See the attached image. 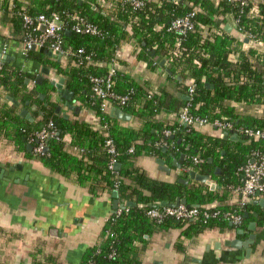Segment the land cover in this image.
Masks as SVG:
<instances>
[{"label": "trees", "instance_id": "trees-1", "mask_svg": "<svg viewBox=\"0 0 264 264\" xmlns=\"http://www.w3.org/2000/svg\"><path fill=\"white\" fill-rule=\"evenodd\" d=\"M144 3L140 9H134L126 0H0V12L22 40L25 13L32 16L56 13L66 22L64 48L71 55L59 63L50 60L44 63H49L65 79L74 98L95 115L92 121L82 120L80 115L65 119L56 112L58 104L49 99L57 92L51 83L35 84L31 89L25 82L29 74L2 64L0 102L10 96L23 105L36 104L41 114L33 112L35 120L30 122L14 105H4L0 109V141L23 153L31 145L28 158L91 194L111 196L117 191L122 203H135L121 215L113 213L108 217L98 243L84 251L80 264H145L154 237L172 229L181 231L180 241L174 247L184 253L187 244L183 237L191 240L214 228L225 232L247 231L251 222L261 225L259 217L254 218L252 213L256 210L259 214L261 210L245 203L250 213L245 217L244 206L241 203L230 206L228 199L239 195L234 190L244 183L241 169L257 158L255 154L264 158V140L248 138L242 133L244 129L264 131V0H249L243 7L228 0H144ZM191 12L196 13L192 30L185 36L170 30L174 19ZM237 18L243 27L241 35L227 30V25ZM80 20L97 26L101 35L67 34ZM248 35H255L263 45L250 40L245 50ZM130 43L134 51L138 48L141 60L156 68L159 62L154 61L155 57L165 60L172 72L169 78L177 81L180 77L189 82L188 86L179 88L181 95L176 97L165 89H147L131 75L118 71L114 92L130 99L124 106H114L130 114L137 121L134 126L111 117L110 110L102 112L101 101L93 95L90 82L91 76L107 75L108 66L119 50ZM80 49L85 53L82 56L76 54ZM26 52L29 59L44 57L32 49ZM85 56L90 60H84ZM190 86L195 87L191 97ZM41 94L47 95V99L41 100ZM186 95L188 100L184 99ZM187 105L191 114L209 117L212 122L226 119L233 124L229 132L236 133L241 140L231 142L181 125L179 115ZM170 113L176 114L174 124L164 118ZM43 129L55 130L57 138L47 140L46 152L37 154L35 149L40 142L36 133ZM166 131H171L175 138L167 137ZM107 141H112L116 148L119 169H109L112 157ZM165 147L176 157L185 155L186 176L192 170L209 175L215 188L200 182L185 185L177 179L156 180L138 166L143 156H167ZM194 158L203 163L195 164ZM217 168L221 169L219 174ZM177 199H185L189 207L221 213L236 210L243 218L242 223L231 225L223 217L206 221L167 218L159 222L148 216L150 210L161 208L162 202L175 204ZM260 216H264V210ZM39 254L38 250L31 255V264H62L52 254L44 259H39ZM175 264L193 263L186 255Z\"/></svg>", "mask_w": 264, "mask_h": 264}, {"label": "crops", "instance_id": "crops-1", "mask_svg": "<svg viewBox=\"0 0 264 264\" xmlns=\"http://www.w3.org/2000/svg\"><path fill=\"white\" fill-rule=\"evenodd\" d=\"M12 27V24L0 12V55L12 58L11 61L3 64H6L8 69H17L22 73L29 74L30 77L26 79L29 80V83L26 84L31 89L35 87V84L40 85L36 83L38 76L44 78L41 84L47 81L50 83L51 79H64L51 65H48L49 63L46 64L44 61L49 62L50 60V62L59 63L65 59L61 57L59 61L57 58H51L37 50L35 51L44 54V57L40 60L29 59L24 40ZM227 27L231 28L229 32L233 31L234 23L228 24ZM249 42L244 43L245 50L249 48ZM139 55L138 48L134 51L132 43L125 44L117 54V70L123 74L131 75L139 85L147 89L161 88L180 97L179 88L182 85L188 86L189 82H184L180 77H177V81L169 78L172 72L168 69L165 60V66L162 67L160 63L163 60L155 57L154 61L159 60V67L156 68L149 61L141 60ZM42 68L49 69V75L43 73ZM64 88L67 89L66 81ZM41 95V100L47 99V95H43V99ZM9 97L7 96L5 101L0 102V109L10 103L17 107L20 113L22 109H27L35 120L33 112H40L36 104L27 102L23 105L19 99L10 97L19 103L16 105L9 100ZM49 99L62 107V112L69 116L68 119H74L78 115L82 120L92 121L95 119L93 112L85 110L83 103L75 98V105L80 108L78 113L65 107L64 102L58 100L57 92L51 94ZM184 99L188 100L187 95L184 96ZM34 107H36L35 110ZM113 108H110V115ZM111 117L117 119L115 116L111 115ZM164 118L168 119L171 124L176 123L177 120L174 113L167 114ZM122 122L129 126L137 124L132 116L129 122ZM181 125L183 124L181 123ZM198 130L215 138H224L225 131L220 129H212L207 126ZM227 140L235 142L230 138ZM239 140L241 139L237 141ZM30 146L27 145V149L23 153L0 141V169L9 174L8 180L0 179V262L31 264V255L39 250V259H44L52 254L62 264H80L82 254L88 247L98 243L106 220L113 214V194L111 196L91 194L87 189L81 188L60 174L45 169L39 161L27 157V154L32 151L29 149ZM169 154L175 156L170 151L165 157L143 156L138 160V166L156 180L172 181L178 180L180 177L188 178L185 175L184 167L182 170H178ZM180 157H176V159ZM158 159L164 160L165 167L171 169L169 174L159 169ZM16 166L20 169L10 171L12 167ZM260 200H264L263 194L260 197L255 195L249 199L239 194L228 199V204L230 206L240 205V203L241 206H244L245 203L251 204L262 211L264 205H261ZM253 201L259 203L254 204ZM119 203L124 204L120 200ZM257 212L256 210L252 211L253 214ZM260 212L261 225L256 222L255 231L248 229L244 231V234H239L238 230L225 232L214 228L205 230L191 240L183 237L182 240L187 244L184 250L185 254L182 251L177 252L174 247L175 243L180 241V230L172 229L169 232L160 233L153 239L151 248L145 257V264L156 262L175 264L186 255L191 258L193 264H264V216L261 217ZM248 234L256 235L251 245L244 246L242 249L233 246V241L246 242Z\"/></svg>", "mask_w": 264, "mask_h": 264}, {"label": "built area", "instance_id": "built-area-1", "mask_svg": "<svg viewBox=\"0 0 264 264\" xmlns=\"http://www.w3.org/2000/svg\"><path fill=\"white\" fill-rule=\"evenodd\" d=\"M134 9H140L144 6V0H126ZM232 4L245 6L249 3V0H228ZM196 13L191 12L188 15L176 18L171 22L170 30L176 32L181 36H185L190 30L193 29L194 23L193 18ZM240 18L235 19L234 32L236 35H241L243 27L239 26ZM22 26L24 30V44L26 50H31L33 47L38 46L53 51L55 54L62 58H68L71 52L64 48L63 31L66 27V22L63 21L60 16L56 13L51 15L38 14V15H22ZM71 32H75L78 35H101L100 29L83 20L75 23L71 29ZM248 40L258 42L255 35H248ZM259 45H263L258 42ZM78 56L84 55V50L80 49L76 53ZM117 58V57H116ZM113 59L109 65L108 74L105 76H91L90 82L92 85V93L101 101V111L108 112L114 105L124 106L128 103L130 97L119 96L114 92V83L117 77V59ZM84 60L89 61L90 57L85 56ZM2 62L0 60V70L2 69ZM195 91L194 86L189 87V97L193 96ZM190 105H187L179 115L181 123L188 128L201 129L207 126H214L222 131H230L233 129V124L228 122L226 119L217 120L212 122L209 117H201L190 113ZM53 124L50 123V126ZM242 133L248 138H260L264 140V131L244 129ZM165 135L169 137L172 135L171 131H166ZM36 137L40 142V145L35 149L37 154L45 153V142L52 138H57L55 130L47 131L45 129L36 133ZM106 146L108 153L112 157L109 162V169H116L118 164L116 161L117 151L112 141H107ZM132 152V151H131ZM256 159H253L251 163L241 169L244 176V183L234 191L242 197H254L258 192L264 194V158L260 157L259 154H255ZM195 164L203 163V160L194 158ZM117 187V185H116ZM126 209H118L115 213L117 216L121 215ZM114 213V214H115ZM148 216L162 222L167 218H175L176 220H188V219H199L203 218L205 221L223 217L231 222V224L238 226L242 223V216L234 211L221 213L217 210H210L207 208L200 209L199 207H189L186 205H179L178 207H161L159 209H152L148 213Z\"/></svg>", "mask_w": 264, "mask_h": 264}, {"label": "water", "instance_id": "water-1", "mask_svg": "<svg viewBox=\"0 0 264 264\" xmlns=\"http://www.w3.org/2000/svg\"><path fill=\"white\" fill-rule=\"evenodd\" d=\"M227 30L230 31L231 28L227 27ZM70 33H71V31H67V34H70ZM245 42L248 43L249 40L245 39ZM32 49L40 51V52L48 55L51 58H57L59 61L61 60V56H59V55L57 56L53 51H50L48 49L41 48V47H38V46H35ZM154 54H155V52L152 53V55H154ZM11 59H12L11 57L9 58L8 56L0 55V60L2 61V63H6L7 61H11ZM157 61L159 62V60H157ZM160 64H161L162 67H164L165 66V61L164 60L161 61ZM42 72L45 73L46 75H49V73H50L49 69H47V68H42ZM168 72L171 74L170 71H168ZM43 80H44V78L42 76H38L36 83L37 84H41L43 82ZM26 83H29V80H26ZM50 83L57 89V96L59 97L58 100L59 101H63L65 107H67L69 110L75 111V113H78L80 111V108L75 105L76 100L74 99V93L72 91L64 88L65 80L64 79H60V80L51 79ZM41 98L43 99L44 96L41 95ZM187 99H189V98L187 97ZM9 100H11L16 105L19 104L16 100H13L10 97H9ZM33 109L35 110L36 107H34ZM56 112L58 114H60V115L63 114V117L65 119L69 118V116L66 113L62 112V107L61 106L57 107ZM111 112H112L111 115L115 116L119 120H122V121H125V122H129L130 119H131V116L129 114H127V113H124L121 109L113 108ZM20 114H21V116L23 118L29 120L30 122L34 121V118L31 117V114L29 113V111L27 109H22ZM39 114H41V112H39ZM231 134H232V132L225 131L224 132V138L225 139L230 138V139L235 140V141H237L239 139V136L237 134H232V135ZM171 138H175V136L172 135ZM178 142L180 143L181 140H179ZM29 149L32 150V147L30 146ZM163 151L167 152L168 148L165 147ZM169 156L174 160L175 167L178 170H182L183 169V164H184V161H185V155H181V157L179 159H176V157L174 155H172V154H169ZM210 162H212V161H210ZM157 163L159 164V169L167 172L168 174L171 172L170 168L165 167V161L164 160L158 159ZM17 168L20 169V167L16 166V167H12L10 169V171H14ZM119 168H120V164L118 163L116 165V169H119ZM220 171H221L220 168L216 169V172L218 174L220 173ZM8 175L9 174H8L7 171H5V170L3 171V169H0V179H4L5 178V179L8 180V178H7ZM191 181H196V182H200V183H207V184H210L213 189L215 188V185L212 184L211 177L209 175H203V174H200V173H198V172H196L194 170L189 172L188 178L180 177L178 179L179 183L185 184V185L190 184ZM260 196H261V193L258 192L256 194V197H260ZM113 199H114V202H113V213H115L118 209H123L124 210L127 207L135 206L134 202H129L127 204H120L119 203V194H118L117 191L113 192ZM259 202L261 203V205H264V200H260ZM259 202L258 201H253L252 203L258 204ZM179 205H187V201L185 199H177L175 204H172V203H170L168 201H164V202H162L160 204L161 207H165V206L178 207ZM244 209L246 210L245 217H249L250 213L247 211V206L246 205H244ZM253 216H254V218H258L259 214L258 213H254ZM248 229H249V231H255L256 230V222H251ZM238 233L239 234H244V230H238ZM255 238H256V235L248 234V239L246 240V242H243L241 240H237V241H233L234 243H232V244H233L234 247L242 249V247H244V246L246 247V246L251 245L254 242ZM248 252H249V250H248ZM154 264H163V263L156 262Z\"/></svg>", "mask_w": 264, "mask_h": 264}]
</instances>
